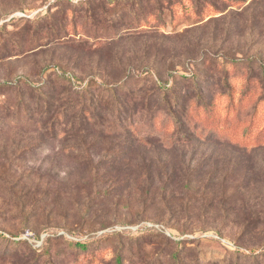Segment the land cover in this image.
<instances>
[{
	"label": "rangeland",
	"instance_id": "374dc122",
	"mask_svg": "<svg viewBox=\"0 0 264 264\" xmlns=\"http://www.w3.org/2000/svg\"><path fill=\"white\" fill-rule=\"evenodd\" d=\"M89 2L99 6L94 20L80 11ZM141 6L130 12L131 4L117 0H0V230L28 243L0 240V264H223L232 252L264 243V218L246 227L234 214L182 210L179 200L136 179L198 150L185 144L170 150L175 121L168 114L153 119L140 112L126 135L110 127L114 107L107 104L97 115L101 131L92 134L48 137L35 123L18 121L17 111L28 118L38 101L16 86L63 84L59 71L85 82L119 79L129 65L154 68L149 78L161 84L193 86L179 112L197 135L213 130L251 143L263 136L264 0H173L163 13L147 0ZM55 21L56 34L38 31ZM128 24L154 29L109 44L110 34ZM225 79L230 88L222 86ZM197 86L205 87L201 97ZM151 131L168 151L137 143L155 139L146 137ZM198 147L205 156L212 151ZM74 241L89 245L76 248Z\"/></svg>",
	"mask_w": 264,
	"mask_h": 264
},
{
	"label": "trees",
	"instance_id": "16d2710c",
	"mask_svg": "<svg viewBox=\"0 0 264 264\" xmlns=\"http://www.w3.org/2000/svg\"><path fill=\"white\" fill-rule=\"evenodd\" d=\"M117 1H127L129 5L131 4V7L128 8L130 12L135 5L141 2L140 9L143 8L145 2V0H139L140 2L138 0ZM193 1L196 3V0ZM147 3L149 6H154L155 9L157 6L163 13L164 9H171L173 0H147ZM96 7L99 9V6L94 2H89L88 7L80 9V11L85 12L88 20L90 18L94 20ZM75 11L78 12L77 9ZM149 16L143 20L140 16V19L146 23ZM56 23L55 21V24L41 26L38 31L49 30L50 34L51 31L56 34ZM153 29L154 27H146L145 24L137 27L128 24L122 30H115L110 34L109 44L131 37L146 36ZM77 47L85 50V46ZM153 71L155 70L152 67L135 68L128 65L123 69L119 79L92 78L88 82L77 80L71 72L59 71L63 75L59 76L64 80L63 84H58L56 80H48L42 84L27 87V90H25L26 85L25 87L16 86L22 94L27 93L38 101L37 107L35 110H31L32 113L28 118L23 116L20 111L22 109L19 108L20 110L17 112L20 116L17 119L23 124L35 123L44 130L48 137H57L63 134L70 136L71 131L92 134L95 130L101 131L100 128V130L96 129L99 121L97 115L99 116L100 107L107 104L114 107L110 112L112 121L110 127L121 128L123 132L116 133L126 135L132 132L130 127L136 126L137 120L140 119V112L143 115L149 114L153 119L160 113L168 114L175 121V128L168 140L170 150L174 149L177 144H185L190 148L197 145L198 150L191 157L182 156L180 159H170V165L163 163V168L148 169L141 177L137 175L136 179L141 180L142 178L150 181L148 187L154 189V194L156 190H163L165 194H170V201L179 200L182 210L186 209L192 212L199 206V210L202 212H217L220 215H227L226 217L234 214L237 219H242L241 222L246 227L264 218V135L253 138L252 143L232 137L221 138L213 130L205 136L197 135L179 112L182 96H186L193 86H180L177 80L171 84H161L160 80L149 78V74ZM181 75L186 81H193L196 78L194 73L189 77L186 73ZM131 80L136 81L138 87L135 84L130 85ZM261 81L264 84V78ZM223 83V87H231L227 79ZM249 84L250 81H247L245 91L251 90ZM194 89L196 95L201 97L205 87L197 86ZM146 137L155 139L143 142L145 139L140 138L136 139L137 143L155 144L156 147L160 145L163 146L164 151H168V147H164L165 145L160 141L161 136H156L151 131ZM155 141L157 143H154ZM199 145L211 147L212 151L205 156L206 150L200 149ZM198 152L201 155L196 160ZM131 160L133 159L128 158L123 162L126 168H129L128 171L134 169ZM147 162V159L143 160V163ZM137 163L138 161H135V167ZM152 164L153 162L149 166L151 167ZM134 173L124 176V179H132ZM168 190L170 192H167ZM174 205L170 206V210L177 211L180 205ZM172 235L171 233L170 236ZM36 237L39 238V236ZM49 237L50 235H47L43 239V243L48 242L46 239ZM0 240L8 242L7 245L10 247L28 244L24 238L1 230ZM72 244L76 248L87 249L89 242L74 241ZM222 263L264 264V243L249 251L232 252L231 262L224 260ZM119 264H121L120 261Z\"/></svg>",
	"mask_w": 264,
	"mask_h": 264
}]
</instances>
